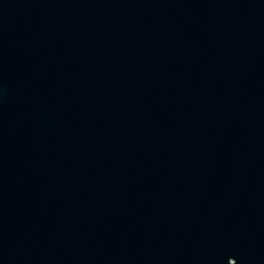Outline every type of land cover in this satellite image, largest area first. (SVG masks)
Wrapping results in <instances>:
<instances>
[{"label": "water", "instance_id": "water-1", "mask_svg": "<svg viewBox=\"0 0 264 264\" xmlns=\"http://www.w3.org/2000/svg\"><path fill=\"white\" fill-rule=\"evenodd\" d=\"M0 264H264V0H0Z\"/></svg>", "mask_w": 264, "mask_h": 264}]
</instances>
